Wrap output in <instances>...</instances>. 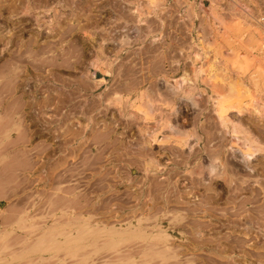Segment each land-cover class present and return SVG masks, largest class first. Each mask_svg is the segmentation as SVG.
Segmentation results:
<instances>
[{
	"label": "rangeland",
	"instance_id": "obj_1",
	"mask_svg": "<svg viewBox=\"0 0 264 264\" xmlns=\"http://www.w3.org/2000/svg\"><path fill=\"white\" fill-rule=\"evenodd\" d=\"M263 27L264 0H0V264H264Z\"/></svg>",
	"mask_w": 264,
	"mask_h": 264
},
{
	"label": "bare ground",
	"instance_id": "obj_2",
	"mask_svg": "<svg viewBox=\"0 0 264 264\" xmlns=\"http://www.w3.org/2000/svg\"><path fill=\"white\" fill-rule=\"evenodd\" d=\"M263 28H264V27H263ZM11 57H12V56H11ZM19 58H20V57H19ZM16 59H17V58H16ZM16 61H17V60H16ZM240 80H241V79H240ZM233 82H234V81H233ZM237 82H238V81H237ZM240 82H241V81H240ZM228 84H229V83H228ZM235 84H236V83H235ZM179 85H180V84H179ZM239 85H240V84H239ZM239 85H238V87H239ZM245 85H247V84H245ZM245 85H244V86H245ZM232 86H236V85H233V84H232ZM241 86H242V85H241ZM178 87H179V86H178ZM236 87H237V86H236ZM175 89H176V88H175ZM176 90L178 91L179 89H176ZM176 90H175V91H176ZM234 90H235V89H234ZM183 91H184V90H183ZM184 93H185V92H184ZM176 95H177V94H176ZM191 99H192V98H191ZM194 103H195V102H193V104H194ZM195 104H196V103H195ZM196 107H197V106H196ZM232 107H233V106H232ZM226 114H228V113H226ZM219 116H220L219 119L221 118L223 121L225 120V116H224V114L221 113ZM211 117H212V116H211ZM211 117H210V118H211ZM226 118L229 119L230 117H229V116H226ZM231 118H233V117H231ZM221 119H220V120H221ZM242 119H243V118H242ZM234 120H235V119H234ZM236 120H237V118H236ZM263 120H264V119H263ZM206 121H207V120H206ZM228 121H229L230 123H232V122H231V119H230V120H227V122H228ZM232 121H233V120H232ZM207 122H208V121H207ZM213 122H214V121H213ZM225 122H226V120H225ZM229 122H228V123H229ZM235 122H237V121H235ZM239 122H240V121H239ZM203 123H205V122H203ZM226 124H227V123H226ZM170 125H171V124H170ZM200 125H201V124H200ZM229 126H230V125H229ZM172 127H173V126H172ZM199 127H200V126H199ZM224 127H225V125H224ZM226 127H227V126H226ZM202 128H203V127H202ZM202 128H201V129H202ZM229 128H230V127H229ZM233 128H234V127H233ZM173 129H174V128H173ZM227 129H228V127H227ZM230 129L232 130V128H230ZM234 129H235V128H234ZM248 131H249V130H248ZM229 132H230V131H228L227 133L229 134ZM233 132H234V131H233ZM231 133H232V132H231ZM226 135H227V134H226ZM248 138H249V137H248ZM249 139H250V138H249ZM246 140H247V139H246ZM66 141H67V140H66ZM248 141H249V140H248ZM63 142H64V141H63ZM230 142H231V141H230ZM64 144H65V142H64ZM225 144L227 145V143H225ZM5 146H6V145H5ZM202 146H203V145H202ZM204 146H205V145H204ZM3 147H4V146H3ZM81 147H82V146H81ZM81 147H80V148H81ZM210 147H211V146H210ZM230 147H231V146H230ZM5 148H6V147H5ZM83 149H84V148H83ZM205 149H206V148H205ZM209 149H210V148H209ZM232 150H233V152H235L236 154H239L240 158L242 157V155H243L242 153H243V152H242L239 148H237V147H233V146H232ZM232 150H231V151H232ZM81 151H82V150H81ZM208 151H209V150H208ZM211 151H212V150H211ZM198 152H199V150H198ZM205 152H206V151H205ZM212 152H213V151H212ZM214 152H215V151H214ZM193 154H194V153H193ZM38 155H39V154H38ZM209 155H210V154H209ZM247 155H250V154H247ZM43 158H44V157H43ZM244 158H245V157H244ZM244 158H243V160H244ZM246 159H248V158H246ZM2 160H3V159H2ZM246 161H247V160H246ZM74 168H75V167H74ZM39 170H40V169H39ZM72 172H73V171H72ZM244 183H245V182H244ZM52 186H53V185H52ZM234 187H235V186H234ZM239 187H241V186H238L237 188H239ZM57 188H58V187H57ZM57 188H56V189H57ZM246 188H247V187H246ZM59 189H60V188H59ZM174 189H175V188H174ZM57 190H58V189H57ZM175 190H176V189H175ZM230 191H231V190H230ZM231 192H233V191H231ZM78 193H80V192H78ZM233 193H234V192H233ZM252 193H253V192H252ZM55 194H56V193H55ZM79 198H81V197H79ZM251 198H252V197H251ZM78 200H79V199H78ZM233 200H236V199H233ZM257 200H258V199H257ZM251 201H253V199H252ZM253 202H254V201H253ZM251 203H252V202H251ZM254 203H255V202H254ZM242 204H244V203H242ZM241 206H242V205H241ZM238 207H240V206H238ZM251 208H252V207H251ZM242 210H243V209H242ZM254 210H255V209H254ZM257 212H258V211H257ZM257 212H256V213H257ZM237 213H238V212H237ZM239 213H240V212H239ZM251 214H252V213H251ZM257 215H258V214H257ZM260 216H261V215H260ZM250 217H251V216H250ZM242 218H243V217H242ZM242 218H241V219H242ZM246 218H247V217H246ZM259 218H260V217H259ZM254 220H255V219H254ZM252 222H253V221H252ZM247 223H248V222H247ZM247 223H246V224H247ZM251 224H252V223H251ZM260 235H261V234H260ZM260 238H261V237H260ZM258 241H259V240H258ZM172 246H173V245H172ZM230 246H231V245H230ZM237 246H238V245H237ZM235 247H236V246H235ZM230 248H231V247H230ZM232 248H233V247H232ZM233 249H234V248H233ZM172 251H173V250H172ZM155 262H156V260H155ZM155 262H154V263H155ZM157 263H158V262H157ZM175 263H176V262H175ZM175 263H174V264H175Z\"/></svg>",
	"mask_w": 264,
	"mask_h": 264
}]
</instances>
